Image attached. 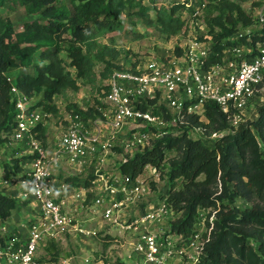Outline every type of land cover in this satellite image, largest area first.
Segmentation results:
<instances>
[{
  "label": "trees",
  "instance_id": "1",
  "mask_svg": "<svg viewBox=\"0 0 264 264\" xmlns=\"http://www.w3.org/2000/svg\"><path fill=\"white\" fill-rule=\"evenodd\" d=\"M8 1L24 6L33 19L17 30L11 18L0 11V146L11 141L17 124L13 83L31 97L44 93V98L32 107L42 105L48 112L56 111L55 97L64 89L77 90L81 81L97 83L94 70L97 62H104L110 73L114 68L123 67L113 62L121 51L99 46L95 36L122 30L127 9L171 36L185 26L184 12L189 7V0L170 6L158 5V0H150L149 4L144 0H67L70 5L65 0H0V7ZM206 5L204 1L199 7ZM222 5L220 13L209 20L208 35L199 37L213 41L208 65L222 62L227 48L238 44L256 48L264 40V22L260 32L239 36L240 21L249 24L252 18L238 3L223 1ZM151 9L155 11L154 17L150 16ZM63 50L67 52L69 64L61 54ZM176 51L181 54L183 49L177 46ZM36 54L43 60L36 66L37 73L25 72L12 80L9 69L30 67ZM96 88L99 91L104 88L102 94H108L109 85L98 84ZM106 106V102L97 98L93 105L68 107L88 119L101 116L100 108ZM237 112L234 108L224 112L217 102L208 100L204 119L189 115L180 134L158 138L120 166L122 172L132 175L143 172L147 164L159 169L170 167L167 199L181 212L171 223L172 230L178 234L187 237L195 232L201 209H218L211 239L199 264H264V103L257 106L255 118L245 119L235 127L233 119ZM193 127H201L204 132L193 137ZM36 130V136L47 147V125L39 123ZM213 131L224 133L212 139L209 135ZM171 152L175 154L169 156ZM31 157L30 154L17 158L12 165L0 162V168L22 173V161ZM95 177L94 174L86 178L70 176L66 181L70 188L88 186ZM237 199H243L245 205L235 204ZM17 207L15 197L0 191V219L10 218Z\"/></svg>",
  "mask_w": 264,
  "mask_h": 264
},
{
  "label": "built area",
  "instance_id": "2",
  "mask_svg": "<svg viewBox=\"0 0 264 264\" xmlns=\"http://www.w3.org/2000/svg\"><path fill=\"white\" fill-rule=\"evenodd\" d=\"M199 11L200 7L195 9V13ZM260 19L264 22V10ZM203 42L206 40L195 39L186 53L184 44L181 54L153 56L114 68L108 79L107 106L100 108L102 115L84 119L71 112L66 131L52 150L36 136L37 125L46 123L43 113L32 107L34 97L13 83L17 124L11 139L25 143L32 157L27 170L12 179L23 186L19 196L38 203V213L26 235L13 231L0 238V264H69L41 260L38 252L42 243L68 232L97 233L69 210L70 204L85 202L90 195L101 220L130 234L134 262L177 264L185 262L188 254L191 262L199 264L211 239L215 214H209L207 223L200 220L190 236L174 232L171 223L178 212L167 199L170 185L162 193L164 197L151 196L148 188L145 170H150L154 180L160 169L147 164L143 172L132 175L122 172L120 166L158 138L180 134L189 115L204 119L206 101L214 100L224 112L236 109L233 121L238 122L246 108L264 94V40L256 48L242 44L227 48L223 61L212 65H208L210 46ZM192 130L204 132L201 127ZM223 133L213 131L209 136L215 139ZM118 150L121 157L116 170L104 173L97 167V175L88 186L70 188L66 180L55 176L59 164L81 171L92 158L105 164L108 154Z\"/></svg>",
  "mask_w": 264,
  "mask_h": 264
},
{
  "label": "rangeland",
  "instance_id": "3",
  "mask_svg": "<svg viewBox=\"0 0 264 264\" xmlns=\"http://www.w3.org/2000/svg\"><path fill=\"white\" fill-rule=\"evenodd\" d=\"M184 0H158V5L170 6L174 2ZM207 2V5L200 9L199 13H192L193 10L199 7L202 2ZM228 1L229 4H240L247 14L252 18V22L244 24L240 21L239 33H253L260 32L263 27V22L260 19V13L264 10V0H221L211 1L209 0H189L188 8L184 14L187 17V22L183 29L174 35L168 36L159 27L150 24L147 20L138 15H133L127 9L123 15L124 28L118 31L102 32L98 33L95 38L99 46H110L121 51V54L113 60L114 63L129 64L130 62L145 61L150 57H171L177 55V46L185 44L186 49L189 48L192 42L202 35H208L210 30V18L220 13L223 7L222 2ZM70 5L69 1L65 0ZM146 4L150 3V0H144ZM0 11L6 16L10 17L17 30H22L26 22L31 21L33 16L27 12L24 6L21 4H15L11 1L6 2L5 5L0 7ZM150 16H155V11L150 10ZM205 47L210 46L213 41L209 40L203 42ZM62 56L69 64V58L67 52L63 50ZM43 63L39 54L34 57L33 64L30 67L16 66L12 67L8 71V75L15 80V78L22 73H30L35 75L37 73L36 66ZM70 67V66H69ZM74 70L73 67H70ZM97 73V83L95 85L81 81L79 89L66 88L55 97V104L57 110L48 112L42 105H36L44 115V121L48 127V134L52 138L48 140L47 147L52 150L57 144L58 139L66 131V128L70 122L69 117L71 111L69 105L77 104L83 107L87 105H93L96 103L97 98H101L102 101H106L107 94H102L105 89L101 91L97 90L96 86L108 85V79L110 76V69H107L104 62H97L94 67ZM44 98V93H38L33 99V104H38L40 100ZM256 103L249 105L243 114V119L235 122L233 125L236 127L238 124L249 118H255L257 115V106L264 103V94L261 93L256 99ZM193 137L198 135V132L191 130ZM175 152H171L169 156H173ZM121 157L119 150L115 153L108 154V161L105 164H99L96 158H92L91 163L83 168L81 171H74L68 165L57 166L55 168V176L57 179L66 180L67 177L77 176L79 178H86L91 174H96V168L100 167L101 172L110 173L116 170L115 164ZM167 168L160 169V176L157 179H152L150 176V170H145L148 177L147 183L150 189L151 196H161V194L169 187V177L167 174ZM220 193V191H218ZM93 195H90L85 202L75 201L71 206H78V209L73 211L75 217L79 218L82 224L88 228L96 230V234L83 235L79 232H68L57 239L52 241H46L42 243L38 256L41 260H52L68 262L69 264H134L132 247L130 244V234L120 232L114 225L101 220L99 213L94 211L93 207ZM228 202V201H227ZM235 204L240 207L245 205L243 199H237ZM28 207L35 208V211H24L22 213L23 220L29 221L30 219L37 217L38 203L32 200ZM218 209H202L201 222H208V216L210 211L216 215ZM17 211V210H16ZM15 211V212H16ZM181 215V212L177 214V217ZM204 234L207 232V226L201 225ZM191 258L187 254L185 255V262L177 264H197L191 262Z\"/></svg>",
  "mask_w": 264,
  "mask_h": 264
},
{
  "label": "crops",
  "instance_id": "4",
  "mask_svg": "<svg viewBox=\"0 0 264 264\" xmlns=\"http://www.w3.org/2000/svg\"><path fill=\"white\" fill-rule=\"evenodd\" d=\"M48 139L49 141L52 140L49 134H48ZM27 155H30V153L28 151L27 145L23 142L14 141L11 139V141H8L0 146L1 164L8 163L12 165L17 158H22ZM28 161L29 158H26L22 161V165H23L22 173L15 174L12 173L10 170L5 169L4 167L0 168V180L2 181V183H0V191L12 195L18 201L17 211L10 218L6 220L0 219V238L4 234L13 231H17L25 235L28 233L29 223L32 219H30L29 221L23 220L22 213L24 211H33V210L35 211V208L32 210V208L28 207L29 203L32 201L31 199H27L19 196V193L21 192L23 186H21L19 183H15L14 180L12 179L14 176L22 175L27 170V167L29 166ZM61 165L64 166L67 164L62 163ZM5 179H9L8 182L5 183L4 182ZM71 205L72 204H70L69 206V210L71 212L78 209L77 205L75 206L74 205L71 206ZM133 263L144 264V262H133Z\"/></svg>",
  "mask_w": 264,
  "mask_h": 264
}]
</instances>
